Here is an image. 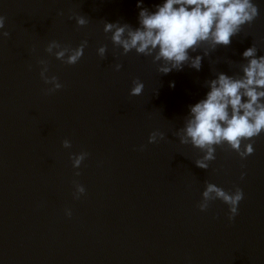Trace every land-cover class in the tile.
I'll use <instances>...</instances> for the list:
<instances>
[{
	"label": "water",
	"instance_id": "water-1",
	"mask_svg": "<svg viewBox=\"0 0 264 264\" xmlns=\"http://www.w3.org/2000/svg\"><path fill=\"white\" fill-rule=\"evenodd\" d=\"M137 2L0 0V31L10 33L0 38V264H264V134L244 160L217 148L207 170L193 162L198 150L174 135L208 91L205 80L237 73L252 44L264 55V0H254L251 27L204 57L199 71L166 75L150 57L121 56L103 32L104 21L136 27ZM161 2L142 0L149 10ZM75 15L88 23L78 27ZM85 39L75 65L44 52L51 40L74 48ZM40 59L63 84L51 95L42 92L50 85L40 79ZM133 78L144 83L140 96H129ZM153 130L165 139L148 144ZM81 151L88 156L73 169L69 154ZM73 181L85 188L79 199ZM205 181L243 190L231 223L219 200L198 209Z\"/></svg>",
	"mask_w": 264,
	"mask_h": 264
},
{
	"label": "clouds",
	"instance_id": "clouds-1",
	"mask_svg": "<svg viewBox=\"0 0 264 264\" xmlns=\"http://www.w3.org/2000/svg\"><path fill=\"white\" fill-rule=\"evenodd\" d=\"M137 26L119 21H104L103 32L109 34L114 49H121L125 56L134 51L137 56L151 58V64L160 74L181 71L185 67L199 71L204 57L220 47H229L232 38L245 28L251 27L259 16V7L254 0H162L149 10L138 0ZM61 14V13H58ZM78 27L88 23L84 15L70 16ZM4 16H0V29H5ZM7 30L0 31V38H9ZM88 41L82 40L76 47L62 45L51 40L44 52L67 65L77 64L83 56ZM35 49H33L34 51ZM107 45L97 48V55L105 58ZM202 53L193 55L194 53ZM255 44L243 51L239 71L228 75L216 72L214 79L204 81L208 88L204 98L188 106L183 117V126L176 130L175 137L180 145H190L201 154L193 162L196 167L207 170L210 162L216 159V150L234 152L241 160L254 153L255 139L264 134V55H257ZM40 65L39 76L45 85L44 95H51L63 87L55 75H48L49 62L37 61ZM121 63L113 65L114 71L121 69ZM31 70V65H28ZM174 86L170 83V87ZM144 83L133 78L129 96H140ZM165 139V134L153 130L147 138L148 144H157ZM62 147H71L69 140L62 141ZM146 145H140L143 151ZM88 153L69 154L73 169H79ZM243 167V165H242ZM75 176L80 172L75 171ZM245 173H241V179ZM201 200L197 204L201 212L206 211L210 203L219 200L228 208L227 220L231 223L238 214V205L244 199L243 190L234 187L225 190L214 183L205 181ZM73 198L79 199L85 188L73 181ZM65 214L71 216V210Z\"/></svg>",
	"mask_w": 264,
	"mask_h": 264
}]
</instances>
